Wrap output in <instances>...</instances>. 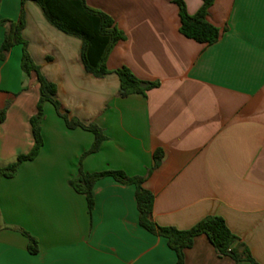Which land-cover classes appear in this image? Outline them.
I'll return each mask as SVG.
<instances>
[{"label": "crops", "instance_id": "obj_1", "mask_svg": "<svg viewBox=\"0 0 264 264\" xmlns=\"http://www.w3.org/2000/svg\"><path fill=\"white\" fill-rule=\"evenodd\" d=\"M84 1L124 35L108 70L126 68L157 87L120 98L116 74H87L81 41L25 2L23 38L41 74L56 85L62 112L96 124L106 137L82 159L81 171L143 178L157 227L187 230L207 216L221 217L264 264V0H214L207 19L221 35L212 45L180 34L173 0ZM183 1L189 15L201 6V0ZM21 8V0H1L0 20L16 22ZM7 29L8 23L0 27V46ZM21 58L15 46L0 59V111L6 110L0 169L34 144L30 118L39 86L34 72L22 71ZM40 127L38 155L14 177L0 179V264H177L166 240L140 227L134 186L99 180L91 213L70 187L93 134L68 129L50 103ZM23 233L36 241V254ZM184 264L236 263L198 236L184 251Z\"/></svg>", "mask_w": 264, "mask_h": 264}, {"label": "trees", "instance_id": "obj_2", "mask_svg": "<svg viewBox=\"0 0 264 264\" xmlns=\"http://www.w3.org/2000/svg\"><path fill=\"white\" fill-rule=\"evenodd\" d=\"M27 1L36 4L48 24L56 30L81 41L80 60L87 74L96 79H102L110 73L116 74L119 80L118 96L120 98H126L134 94L145 95L146 92L157 87L156 83L137 79L126 68L116 69L113 72L108 70L106 64L111 52L120 41L124 40L123 33L108 15L90 8L84 0H21L22 8L16 22L0 20V27L8 23L7 32L0 46V59L4 60L6 53L13 47L21 46L22 71L27 75L31 72L36 74V81L39 86V99L36 113L30 118L34 144L30 152L17 156L13 163L0 169V179L14 177L23 162L32 161L38 155L43 145L40 127L43 119V107L45 103H50L54 107L56 114L63 119L68 129L81 128L94 136L91 148L80 159L78 175L69 181L70 187L76 193L85 197L89 213L92 212L94 206L92 195L94 185L99 180L109 177L120 184L134 186L140 227L153 235L165 239L168 248L176 255L177 264H184V251L192 247L194 239L198 236H205L219 257H229L236 264L241 261L257 264L248 249L239 243L238 238L230 232L221 217L207 216L187 230L157 227L150 220L153 196L143 189V178H130L120 171L93 174L81 171L82 159L89 154L97 152L106 137L96 124H84L77 118H70L66 112H62L61 104L56 98V85L41 74L40 68L33 62L28 52L27 41L22 35L26 25L23 5ZM173 3L178 8L179 32L181 35L206 45H212L218 41L221 31L210 24L207 19L208 10L213 5L214 0H201V6L194 15L187 13L183 0H173ZM5 111V108L0 111V123L5 118ZM158 155L159 152L154 156L156 163L159 159ZM23 235L28 239L27 248L29 253L36 254L38 251L36 241L26 233H23Z\"/></svg>", "mask_w": 264, "mask_h": 264}]
</instances>
